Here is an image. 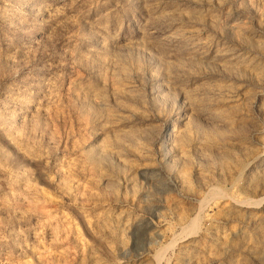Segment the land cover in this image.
<instances>
[{
    "label": "rangeland",
    "instance_id": "obj_1",
    "mask_svg": "<svg viewBox=\"0 0 264 264\" xmlns=\"http://www.w3.org/2000/svg\"><path fill=\"white\" fill-rule=\"evenodd\" d=\"M0 264H264V0H0Z\"/></svg>",
    "mask_w": 264,
    "mask_h": 264
}]
</instances>
